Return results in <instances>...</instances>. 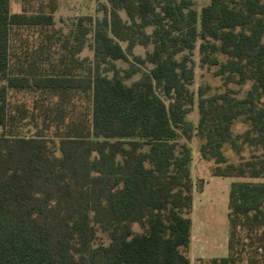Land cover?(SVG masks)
Returning a JSON list of instances; mask_svg holds the SVG:
<instances>
[{
	"label": "trees",
	"instance_id": "1",
	"mask_svg": "<svg viewBox=\"0 0 264 264\" xmlns=\"http://www.w3.org/2000/svg\"><path fill=\"white\" fill-rule=\"evenodd\" d=\"M9 6L0 0V264H190L197 140L210 175L235 179L230 254L210 264H238L242 240L264 250V0H209L200 11L194 0H106L101 20L81 19L61 42L62 67L33 79L9 73L11 31L54 26L58 0L37 14ZM90 32L93 59H79ZM197 47L200 65L218 67L225 89L205 96L200 87L196 102ZM10 89L80 92L91 102L90 124L72 123L57 144L21 135L25 111L10 112ZM195 104L196 125L188 119ZM98 231L107 244L95 245ZM247 264H264V253Z\"/></svg>",
	"mask_w": 264,
	"mask_h": 264
},
{
	"label": "rangeland",
	"instance_id": "2",
	"mask_svg": "<svg viewBox=\"0 0 264 264\" xmlns=\"http://www.w3.org/2000/svg\"><path fill=\"white\" fill-rule=\"evenodd\" d=\"M50 0H10V12L18 14L22 11L27 14H34L40 12H47L45 9ZM209 0H194V7L198 11L205 6ZM106 4V0H58V9L54 14L55 24L52 27L44 26H30V27H15L11 31L10 39V63L9 73L12 76H27L33 78H44L56 73L62 66L59 62L63 51L61 49V42L66 36H72L79 29L81 19L85 17H92L93 19L101 20L104 16L101 8ZM85 27L92 28L86 21H83ZM72 38V37H71ZM60 39V41H59ZM93 33L90 32L86 38V46L84 51L77 57L79 59L88 58L93 59ZM126 49V44L122 43ZM150 49V48H148ZM146 49L143 47H136L133 50L134 55L144 57ZM132 60V57L129 56ZM193 68H194V82L191 86L195 94L196 102L198 101V91L202 87L205 91V96L212 95L216 92L224 91L225 87L219 76L215 75L218 67L201 66L199 59L198 47L193 52ZM221 59H223L221 57ZM118 67L125 69L129 66L123 61L117 62ZM144 71H147L149 66H141ZM77 74H82L81 71H76ZM140 74L127 80L128 83L138 79ZM3 82L0 81V85ZM232 89H238L236 85H230ZM249 84L241 87L239 97L245 95ZM8 102L10 112L17 114V109L25 111V116L22 117L16 124L18 133L21 135L31 136L40 133L58 143L57 135L64 131L69 125L74 122H82L90 124L91 102L90 99L73 90L67 91L65 95L62 92L51 89H35V90H14L8 91ZM199 114L197 106L192 108L188 114V119L195 125L198 122ZM237 131L245 129V124L238 120L235 124ZM200 141L192 143L194 146L193 161H192V175H194V182L196 184L197 201L206 204L209 207L211 218H216L218 214L228 208V194L230 184L234 179H220L212 178L210 180V172L212 170V162H200L198 157V147ZM229 161L237 160L236 156L231 152L229 146H226L225 151ZM243 156L248 157V150L245 148L242 151ZM224 180V184H221ZM257 181H263L259 179ZM208 185L206 186V184ZM226 184L228 186H226ZM230 185V186H229ZM206 189L202 194L198 190ZM135 230H139L135 226ZM240 234L244 238L247 232L241 231ZM98 237L95 245L99 243L107 244L108 239L101 231L97 233ZM249 240H242L239 245L241 250V258L238 264H247L250 256L255 259H261L264 250H259L255 253L256 245L249 244ZM245 245V246H243ZM244 248V249H243Z\"/></svg>",
	"mask_w": 264,
	"mask_h": 264
},
{
	"label": "crops",
	"instance_id": "3",
	"mask_svg": "<svg viewBox=\"0 0 264 264\" xmlns=\"http://www.w3.org/2000/svg\"><path fill=\"white\" fill-rule=\"evenodd\" d=\"M20 13L26 12L21 10ZM212 178L219 177H210V180H212ZM220 182H222L221 184H224V180ZM207 185L208 183L206 186ZM206 186L203 187V189L198 190L200 191L198 193L202 194L206 189ZM226 186L228 185L226 184ZM193 198V207L190 214L192 220L191 243L188 250V255L191 261L190 264H210L212 259L228 257L230 254V223L228 218L229 206L227 210L218 214L217 217L213 219L211 218V213L208 212L209 207L211 206H206V204L197 201L198 196H196V184L194 186Z\"/></svg>",
	"mask_w": 264,
	"mask_h": 264
}]
</instances>
